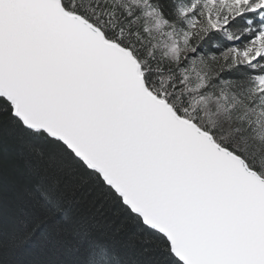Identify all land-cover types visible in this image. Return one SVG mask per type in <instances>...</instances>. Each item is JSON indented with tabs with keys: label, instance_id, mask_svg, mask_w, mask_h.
Masks as SVG:
<instances>
[{
	"label": "snow or ice",
	"instance_id": "6c2138e0",
	"mask_svg": "<svg viewBox=\"0 0 264 264\" xmlns=\"http://www.w3.org/2000/svg\"><path fill=\"white\" fill-rule=\"evenodd\" d=\"M0 264H264V0H0Z\"/></svg>",
	"mask_w": 264,
	"mask_h": 264
},
{
	"label": "trees",
	"instance_id": "16d2710c",
	"mask_svg": "<svg viewBox=\"0 0 264 264\" xmlns=\"http://www.w3.org/2000/svg\"><path fill=\"white\" fill-rule=\"evenodd\" d=\"M91 197L89 196V199ZM89 215L92 217L91 219V226L97 230H111L113 227L112 221L115 219L112 216V211L110 208L106 206L103 214L96 213L94 209L89 211ZM31 247L34 250H38L40 248V241L36 240L32 243ZM128 259L134 260V256H129Z\"/></svg>",
	"mask_w": 264,
	"mask_h": 264
}]
</instances>
